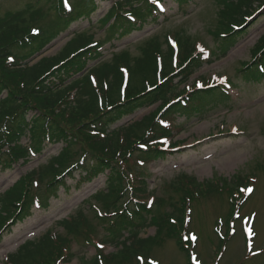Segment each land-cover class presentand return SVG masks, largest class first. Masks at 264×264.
I'll use <instances>...</instances> for the list:
<instances>
[{"label": "trees", "instance_id": "16d2710c", "mask_svg": "<svg viewBox=\"0 0 264 264\" xmlns=\"http://www.w3.org/2000/svg\"><path fill=\"white\" fill-rule=\"evenodd\" d=\"M98 1L101 0H26L20 8L0 14V171L21 160L29 162L33 155H42L48 144L63 142L58 156L29 171L10 191L0 195V230L4 232L29 217L35 206L48 207L61 189L69 191L67 177H73L76 171L80 172L77 186L107 175L106 188L94 195L105 208V215H98L87 198L84 203L89 205L92 217L80 206L59 223L61 232L49 231L26 242L4 264H57L60 259L70 262L76 257L72 251L75 240L82 238L91 244L97 236L95 224L107 223L105 241L118 245V251L103 254L100 250L93 258L81 257L79 264H123L134 260L141 264L139 257L148 264L165 232L189 256L183 241L187 230L185 198L181 202L170 198L171 211L166 210L163 197L156 198L154 207L145 201L154 195L147 182L148 167L167 157L161 140L173 135L172 123L161 120L169 121L177 114L192 119L217 99L228 101L223 84L208 75L198 77L200 84L194 81L182 90L178 87L204 65L212 64L218 50L227 53L235 46L246 31L245 19L264 6V0H218L225 9L213 31L221 40L215 49L206 45L202 51L199 40L177 31L174 37L178 52L165 34L163 41L158 36L146 40L136 56L124 48L105 61L102 47L112 35L129 33L134 25L130 19L143 24L146 16L157 12L147 0L117 2L99 20L105 26L112 22L108 38L96 39V32L86 34L83 30L57 55L43 57L34 64L27 62L73 23L94 13ZM41 22L44 26L38 25ZM35 27L40 30L38 35L31 32ZM163 44L167 47L165 51ZM94 61L100 62L89 66ZM261 63H264V36L254 48L253 61L244 62L239 73L247 80L257 78L261 76L258 69ZM229 83L233 85L231 79ZM159 101L163 106L156 114L115 127L126 117ZM27 135L30 146L21 141ZM131 163L139 168H132ZM218 182L221 186L200 183L182 173L166 187L188 195V185L192 195L213 194L220 189L231 194L244 184V179L236 176L231 181ZM126 183L130 197L133 196L131 201L136 204L133 207L126 200ZM147 226L155 227L157 234L142 237L141 230ZM126 232L129 235L124 237Z\"/></svg>", "mask_w": 264, "mask_h": 264}, {"label": "rangeland", "instance_id": "374dc122", "mask_svg": "<svg viewBox=\"0 0 264 264\" xmlns=\"http://www.w3.org/2000/svg\"><path fill=\"white\" fill-rule=\"evenodd\" d=\"M25 1L0 0V14L20 8ZM162 2L163 5H159L161 14H156L159 15L158 19L146 16L143 27L136 29L132 27L127 35H112L104 45L103 59L110 60L114 51L120 52L124 48L129 50L132 56H136L140 54L141 44L149 38L158 36L163 41L165 34L172 35L177 31L188 34L211 49L217 48V43L221 40L214 36L213 31L217 26L219 14L225 9L218 0H163ZM113 3L114 0L99 2L98 9L94 13L64 30L45 49V52L30 61V64L36 63L42 57L57 55L76 33L83 30H86V34L96 32V39L108 38L109 24L105 26L100 24L99 20L111 9ZM42 6L47 5L43 2ZM53 15L52 12L50 16L53 18ZM49 17L48 22L51 21ZM44 22L38 25L44 26ZM262 36H264V9L248 21L246 31L234 47L227 50V53L218 50L219 53L213 57L212 64L204 66L190 78L188 84L202 75L211 76L216 80L230 78L235 87L231 88L232 95L228 101L217 99L214 103H210L201 115L188 120L185 119V115H181V118L175 117L174 119L183 126V129L175 134L172 141L166 142V146L177 141L179 149L169 148L171 154L164 160L152 164L148 170L151 174L148 180L150 189H154L156 198L165 199L166 210L171 211V204H168L170 198L172 201L180 202L185 198L190 211L188 212L189 231L195 237L193 239L191 236L190 240L184 241L188 242L191 250L187 249L188 256L187 252L180 248L177 240L165 232L161 236L163 241L155 246L150 255L151 259L159 264H194V261L195 264H264V76L247 80L239 73L244 62L253 61L254 48L257 47ZM165 50L167 47L163 44V51ZM184 86L185 84H182L179 89L182 90ZM162 106L161 102H157L125 118L117 126L138 122L146 116L156 114ZM22 141L24 144L28 143L29 136ZM62 147V143L48 145L42 155L33 157L26 163L21 160L10 169L0 172V194L10 191L20 178L38 164H45L52 157H56ZM181 173L195 177L198 182H213L218 186H221L220 182H217L218 178L231 181L236 176L242 178L255 176L256 179L250 181L249 187L253 189L247 196L246 202L240 206V216L238 213L237 217L233 218L235 207L232 206V194L228 190L208 195L202 193L192 195L188 187L187 189L190 190L186 191L188 195L175 192L172 187L167 188L166 186L172 180H177ZM106 177L107 175H100L91 183L82 184L80 187H73L78 179H69L68 184L71 185L69 191L61 189L60 196L52 199L46 209H35L30 217L14 225L4 234V239L0 242V264L8 254L15 253L27 239L38 238L49 230L61 232L59 221L73 215L78 210L77 207L84 204L86 198L104 190ZM90 202L105 209L94 197H91ZM1 207L0 204V211ZM82 207L86 209L88 216H93L88 204L85 203ZM92 222L97 221L92 219ZM230 224L235 227V232L232 234H230ZM106 225L108 223L95 224L98 236L95 241L100 237L103 239L106 237L108 232ZM214 227H222L221 236L216 234ZM156 234L157 230L153 226L141 230L142 237ZM125 236H128V233H125ZM84 244L82 238L75 240L72 250L76 259L71 264H78L81 257L91 258L96 254L94 246ZM117 247L105 246V252H116ZM123 264H136V261L123 262Z\"/></svg>", "mask_w": 264, "mask_h": 264}, {"label": "snow or ice", "instance_id": "6c2138e0", "mask_svg": "<svg viewBox=\"0 0 264 264\" xmlns=\"http://www.w3.org/2000/svg\"><path fill=\"white\" fill-rule=\"evenodd\" d=\"M202 50V49H201ZM203 51V50H202ZM247 191H251V189H247ZM193 239H195V237H193Z\"/></svg>", "mask_w": 264, "mask_h": 264}]
</instances>
